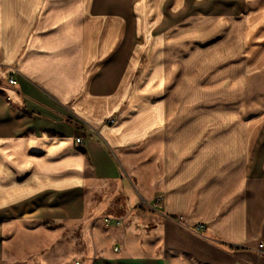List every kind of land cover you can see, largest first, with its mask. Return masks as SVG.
<instances>
[{
  "label": "crops",
  "instance_id": "0c3cea01",
  "mask_svg": "<svg viewBox=\"0 0 264 264\" xmlns=\"http://www.w3.org/2000/svg\"><path fill=\"white\" fill-rule=\"evenodd\" d=\"M22 214L84 264H264V0H0V264Z\"/></svg>",
  "mask_w": 264,
  "mask_h": 264
},
{
  "label": "rangeland",
  "instance_id": "374dc122",
  "mask_svg": "<svg viewBox=\"0 0 264 264\" xmlns=\"http://www.w3.org/2000/svg\"><path fill=\"white\" fill-rule=\"evenodd\" d=\"M23 219L29 223L19 224V219L10 218L12 223L5 231L8 264L87 263L82 258L88 247L89 230L79 222L38 219L34 214H22Z\"/></svg>",
  "mask_w": 264,
  "mask_h": 264
},
{
  "label": "built area",
  "instance_id": "2783aa9c",
  "mask_svg": "<svg viewBox=\"0 0 264 264\" xmlns=\"http://www.w3.org/2000/svg\"><path fill=\"white\" fill-rule=\"evenodd\" d=\"M8 81H9L10 84H14L15 83V78L11 76ZM109 123H111V124L114 123V119H111L109 121ZM79 143L82 144L83 141L82 140H79ZM159 199H161V198H159ZM195 232L197 234L204 235L206 233V227H205V225H203V224L197 225L195 227ZM262 247H263V245L260 246V248H262Z\"/></svg>",
  "mask_w": 264,
  "mask_h": 264
}]
</instances>
